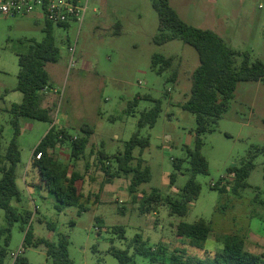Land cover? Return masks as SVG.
Here are the masks:
<instances>
[{"label":"rangeland","instance_id":"rangeland-1","mask_svg":"<svg viewBox=\"0 0 264 264\" xmlns=\"http://www.w3.org/2000/svg\"><path fill=\"white\" fill-rule=\"evenodd\" d=\"M170 4L187 24L213 31L233 49L249 52L253 60L264 62V0H170ZM45 25L39 14L0 18V127L5 147L13 136L12 118L7 110L22 102V93L16 90L18 54L25 53L32 41L44 40ZM159 25L151 0H90L80 32L78 25L69 29L54 26L56 44L61 51L60 60L47 65L52 88L56 90L54 124L67 128L72 136L85 125L95 131L87 150L89 166L87 160L78 164V171L89 176L88 183L78 185L86 193L88 210L79 214L77 207H66L59 212L51 194L45 192L44 199L35 195L22 178L18 179L21 202L14 201L13 205L33 213L31 224L36 238L56 240L57 233L68 235L69 255L75 264H119L111 255V248L127 249L138 234L152 247L163 245L171 254L180 249L187 256L200 258L205 251H221L226 236L238 235L245 239L248 251L264 257V155L256 158V167L248 179L251 187L240 195L232 193L229 183L233 180L228 174L230 167L239 166L242 159L264 146V84L261 82L240 83L216 131L204 136L202 154L209 162L210 172L197 176L202 191L190 205L188 215L171 216L167 205L160 206L157 218L154 214L140 213L143 198L154 190L163 196L178 197L190 176L189 163L183 164L184 174L179 173L172 185L173 161L186 159L187 149H194L197 128L195 115L179 103L190 97L192 74L199 66L198 53L180 40L156 45L154 37ZM71 49H75L74 53ZM155 55L174 56L173 67L163 75L156 74L152 70ZM174 72L176 82H168ZM138 94L160 100L162 112L153 128L147 126L140 131L142 136L150 138L142 158L151 171V180L139 188L132 201L131 180H108L95 163L102 145L110 156L122 153L125 143L138 132L142 112L155 105L154 101L145 99L134 114H127ZM50 127V123L29 118L20 120L18 170L25 176L30 169V158ZM63 145L69 155L70 143ZM135 155L139 157L138 149ZM218 184L227 188L226 193L213 189ZM89 190L99 192L100 204H95L93 197L88 199ZM97 218L103 222L98 223ZM200 219L207 221L212 229L203 249L192 247L187 241L173 242L175 224ZM50 224L56 225V233L50 232ZM5 225V212L0 209V227ZM116 226L125 227V239L114 232ZM12 234L5 264H13L11 255L22 249L30 264H52L43 247L24 245L21 223L14 225ZM130 253L133 254L132 249ZM135 260L136 264H152L139 255Z\"/></svg>","mask_w":264,"mask_h":264},{"label":"trees","instance_id":"trees-1","mask_svg":"<svg viewBox=\"0 0 264 264\" xmlns=\"http://www.w3.org/2000/svg\"><path fill=\"white\" fill-rule=\"evenodd\" d=\"M159 16V29L154 37V43L163 46L169 42L180 40L193 47L199 56V66L192 74L190 97L179 105L196 117V135L194 149H187L186 159L173 161L174 172L170 175L171 184L175 185L179 173H183V164L189 163V179L181 189L178 197L163 196L158 191L145 195L140 206L141 214L156 212L162 205L170 208L172 216L185 218L190 205L195 202L202 191L201 184L197 181L198 175H209L208 160L202 154L204 136L217 129L219 121L227 112L231 100L235 98L238 85L243 82H261L264 84V62L260 59L253 60L249 52L233 49L217 33L203 30L184 22L170 4V0H151ZM45 38L42 42L32 41L25 53L18 54L19 73L16 90L23 94L20 104H13L8 113L11 115L13 136L5 147L2 141L3 128L0 127V209L5 212L6 225L0 227V264H5L10 255V245L13 238V227L21 223L25 231L24 245L28 247H43L52 264H75L69 255V236L57 233V239L36 238L31 224L33 213L29 210L19 209L13 202H21V190L17 183L18 167L21 163V151L18 144L21 134L20 120H32L53 124L52 109L44 108V92L49 89L51 79L47 65L57 63L61 58L60 48L56 44L54 25L46 22L43 28ZM120 34V31L117 32ZM241 60V61H240ZM175 57L155 55L152 70L163 75L174 64ZM177 73L168 77V82H176ZM145 99L155 102L150 110L142 112L138 122V132L125 143L122 153L110 156L104 149L98 150L95 166L108 178H129L131 180L129 192L136 194L139 188L150 182L151 171L142 158L143 153L150 145V138L141 135V130L147 126L153 128L162 112V102L150 96L138 94L130 103L127 114L135 113L139 103ZM94 128L88 125L81 127L80 132L74 137L66 128H58L54 124L46 136L37 146L34 153H42V157L33 163L40 174V187L46 189L56 200V209L61 212L66 207H77L79 214L87 211V197L78 187L84 180V175L79 171H69V166L59 162L54 155L58 145L70 143V157L74 164L79 161L88 162L87 150L94 135ZM140 151L139 157L135 155ZM259 155H264V146L256 149L248 158L241 160L239 166L228 169L232 178L231 190L234 195L251 187L248 179L255 169V160ZM114 163L115 166H113ZM215 190L226 193L227 188L215 185ZM89 199V198H88ZM98 218L97 221L101 222ZM74 224V222H72ZM28 228L26 229V227ZM50 232L56 233V225L48 226ZM114 232L125 239V227L116 226ZM173 242L176 244L187 241L190 246L203 249V246L212 232L210 224L204 219L194 223L180 222L174 225ZM133 250V254L130 253ZM119 264H136L135 256L139 255L149 259L152 264L157 262L169 264H263V256L254 254L246 249V241L238 235H229L224 239V248L219 252L205 251L203 257H190L184 251L176 249L170 253L166 246L152 247L143 236L136 235L128 244V248L110 250ZM13 264H30L22 253L18 254Z\"/></svg>","mask_w":264,"mask_h":264},{"label":"built area","instance_id":"built-area-1","mask_svg":"<svg viewBox=\"0 0 264 264\" xmlns=\"http://www.w3.org/2000/svg\"><path fill=\"white\" fill-rule=\"evenodd\" d=\"M89 3L90 0H0V18L39 14L46 22L64 29L78 25L80 32ZM41 157L42 153H34L30 163Z\"/></svg>","mask_w":264,"mask_h":264},{"label":"crops","instance_id":"crops-1","mask_svg":"<svg viewBox=\"0 0 264 264\" xmlns=\"http://www.w3.org/2000/svg\"><path fill=\"white\" fill-rule=\"evenodd\" d=\"M52 85V84H51ZM53 86H51L49 89H47L45 92H44V94H45V96H44V102H43V107L44 108H51V109H53V107L55 106V97H54V93L56 92V90L54 91V88H52ZM54 91V92H53ZM22 100H23V94H22ZM52 112H53V110H52ZM53 117V116H52ZM54 125V123L53 124H51V127H50V129L52 128V126ZM56 125V124H55ZM56 127H57V125H56ZM58 128H65V127H58ZM49 129V130H50ZM67 129V128H66ZM49 132V131H48ZM75 137V136H74ZM93 137V136H92ZM92 139V138H91ZM69 142H67V144H68ZM65 146L63 145H58L54 150H52L51 152H52V154L54 155V157L59 161V162H61V163H63V164H65V165H67V166H69V171L70 172H72V171H74V170H76V171H78V164H79V162L78 163H76V164H74L73 163V161H71V157H70V154L68 155L67 153H66V150H65V148H64ZM102 149H104V146L102 145ZM99 150H101V149H99ZM71 153V152H70ZM30 160H31V158H30ZM29 164H30V169L28 170V172H27V174H26V176L24 175V174H22L21 173V171L20 170H18V178H17V183H18V179L19 178H22L23 180H24V184H25V186H26V188L27 189H32L36 194L35 195H37V196H40L41 198H43L44 199V193L45 192H47V193H49L46 189H44V188H41L40 187V174H39V172H38V170L36 169V168H34L33 167V163H30L29 162ZM86 166H88V165H86ZM72 168V169H71ZM1 174V173H0ZM83 175H84V180L83 181H81V182H79V183H83V184H86V183H88V181H89V176L87 175V173H82ZM2 175V174H1ZM91 180H93V178H90ZM116 179H118V178H116ZM79 183H78V185H79ZM106 189H104L103 190V193H104V191H105ZM82 191V190H81ZM84 192V191H83ZM87 193H88V198L89 199H92V197H93V199L95 198V204H100L101 203V201L99 200H97L98 198H97V196L99 197V192H97V193H95L94 191H87ZM102 193V194H103ZM138 193V192H137ZM136 193V194H137ZM50 194V193H49ZM84 194L86 195V193L84 192ZM136 194H131L130 193V195H131V199H132V201H133V199H135L136 197H137V195ZM52 195V194H51ZM53 196V195H52ZM54 197V196H53ZM55 199V198H54ZM34 201V200H33ZM19 209H21L19 206H17ZM159 209H160V207L157 209V211L156 212H152V213H145V214H143V215H149V214H154L155 216H156V218L159 216ZM141 213V212H140ZM172 216V215H171ZM98 219V218H97ZM101 219V218H100ZM100 221H98V223H99ZM103 222V220H101V223ZM178 224V223H177ZM177 224H175V225H177ZM173 231V230H172ZM172 234H173V232H172ZM172 240H173V238H172ZM20 253H23V249L19 252V253H17V254H12L11 256H12V260H13V263H14V261H15V259H16V257H17V255L18 254H20ZM45 254H46V252H45ZM47 256V255H46Z\"/></svg>","mask_w":264,"mask_h":264}]
</instances>
